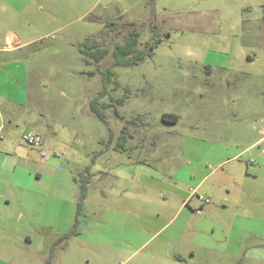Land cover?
<instances>
[{
	"label": "rangeland",
	"instance_id": "obj_1",
	"mask_svg": "<svg viewBox=\"0 0 264 264\" xmlns=\"http://www.w3.org/2000/svg\"><path fill=\"white\" fill-rule=\"evenodd\" d=\"M132 29L152 55L85 63ZM0 107L48 202L46 257L22 224L5 262L264 264V0H0Z\"/></svg>",
	"mask_w": 264,
	"mask_h": 264
},
{
	"label": "crops",
	"instance_id": "obj_2",
	"mask_svg": "<svg viewBox=\"0 0 264 264\" xmlns=\"http://www.w3.org/2000/svg\"><path fill=\"white\" fill-rule=\"evenodd\" d=\"M12 125H17V122L14 121ZM15 135L13 128H6L0 107V263L4 262L5 264L9 263L2 259L7 256L22 255L21 252L26 247L28 248V244L34 242L29 230L19 232V227L22 224L40 235L41 252H33V257L45 258L44 251L48 248V202L38 204L30 202L26 199V196L24 197L25 191L32 190L35 187L33 185L37 179L42 177V172L35 167V179L33 180L30 176L32 180H28V184L27 181L25 182L28 177L21 174L17 167L19 162L27 163L30 161L32 149L29 150L18 143ZM206 178L207 175L202 177L189 194L182 198L181 209L191 202L193 194H196V190L200 188ZM172 189L181 192L177 187ZM39 191H44L45 195L48 196L47 186H42Z\"/></svg>",
	"mask_w": 264,
	"mask_h": 264
},
{
	"label": "trees",
	"instance_id": "obj_3",
	"mask_svg": "<svg viewBox=\"0 0 264 264\" xmlns=\"http://www.w3.org/2000/svg\"><path fill=\"white\" fill-rule=\"evenodd\" d=\"M113 25V23H107L106 27H108L112 31L113 29H115ZM127 25L134 28L133 22L127 23ZM138 37L139 33L135 29H132L124 36L123 41L120 43H115L114 48L111 50L107 47L101 46V44L96 40H87L84 43V61L86 64H89L92 60L94 62H99L111 52V55L113 57V65L126 66L136 64L137 62L143 60L146 55H152V50L155 46L154 43H151L149 44L147 51L138 50ZM96 103V100L91 103V109L100 119L104 120L103 114L99 111ZM162 118L164 120L170 118L172 121H176L177 117L175 115L164 114ZM79 186L81 189V197L79 199L78 207L80 208L81 200L83 199L85 194V186L83 184H80Z\"/></svg>",
	"mask_w": 264,
	"mask_h": 264
},
{
	"label": "built area",
	"instance_id": "obj_4",
	"mask_svg": "<svg viewBox=\"0 0 264 264\" xmlns=\"http://www.w3.org/2000/svg\"><path fill=\"white\" fill-rule=\"evenodd\" d=\"M24 141L28 144V145H41L43 143V137L40 134H32L30 132L24 134L23 136ZM44 154V153H43ZM205 202H208V199H202Z\"/></svg>",
	"mask_w": 264,
	"mask_h": 264
}]
</instances>
